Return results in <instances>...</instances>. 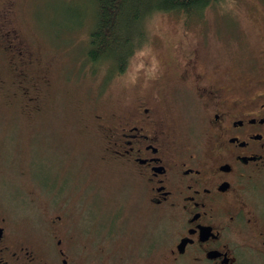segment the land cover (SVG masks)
I'll list each match as a JSON object with an SVG mask.
<instances>
[{
  "label": "flooded vegetation",
  "instance_id": "af4514ba",
  "mask_svg": "<svg viewBox=\"0 0 264 264\" xmlns=\"http://www.w3.org/2000/svg\"><path fill=\"white\" fill-rule=\"evenodd\" d=\"M14 55L17 91L37 117L33 55ZM184 58L174 73L169 61L140 71L131 104L92 119L99 158L123 173L143 230L119 210L81 233L47 213L38 241L14 233L0 207V264H264V50L248 65L226 57L223 70Z\"/></svg>",
  "mask_w": 264,
  "mask_h": 264
},
{
  "label": "rangeland",
  "instance_id": "374dc122",
  "mask_svg": "<svg viewBox=\"0 0 264 264\" xmlns=\"http://www.w3.org/2000/svg\"><path fill=\"white\" fill-rule=\"evenodd\" d=\"M82 12L79 23L76 14ZM0 13L9 16L33 55L40 86V115L29 117L32 111L17 91L16 55L0 44V207L14 233L38 241L45 238L41 224L47 213H64L79 233L92 225L98 232L117 210L128 215L126 225L137 230L146 225L132 210L123 173L100 160L101 140L92 120L96 113L131 104L145 89L138 74L155 68L162 73L168 61L174 73L191 51L223 70L226 57L248 65L264 50L263 0H234L189 18L152 15L144 24L145 49L119 74L85 58L91 24L85 0H0Z\"/></svg>",
  "mask_w": 264,
  "mask_h": 264
},
{
  "label": "trees",
  "instance_id": "16d2710c",
  "mask_svg": "<svg viewBox=\"0 0 264 264\" xmlns=\"http://www.w3.org/2000/svg\"><path fill=\"white\" fill-rule=\"evenodd\" d=\"M85 1L91 17L85 58L96 68L100 67L99 64L106 63L110 70L113 68L114 74L123 73L130 58L136 52L145 49L147 36L144 24L152 15L182 14L189 18L193 15L201 16L204 10L211 6L234 3V0ZM83 14L84 12L76 14L79 23L83 19ZM0 44L1 50L12 49L11 52L21 58L25 51H29L16 30L10 26L9 16L5 13H0ZM45 83L43 84L46 85Z\"/></svg>",
  "mask_w": 264,
  "mask_h": 264
}]
</instances>
